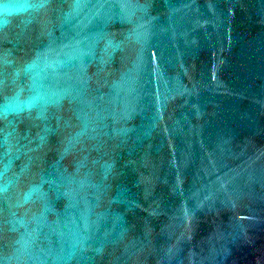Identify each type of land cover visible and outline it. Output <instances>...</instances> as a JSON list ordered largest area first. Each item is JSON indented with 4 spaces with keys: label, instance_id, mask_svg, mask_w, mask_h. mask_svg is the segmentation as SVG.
Listing matches in <instances>:
<instances>
[{
    "label": "water",
    "instance_id": "95a60500",
    "mask_svg": "<svg viewBox=\"0 0 264 264\" xmlns=\"http://www.w3.org/2000/svg\"><path fill=\"white\" fill-rule=\"evenodd\" d=\"M0 29V264H264V0H30Z\"/></svg>",
    "mask_w": 264,
    "mask_h": 264
},
{
    "label": "clouds",
    "instance_id": "9594fccd",
    "mask_svg": "<svg viewBox=\"0 0 264 264\" xmlns=\"http://www.w3.org/2000/svg\"><path fill=\"white\" fill-rule=\"evenodd\" d=\"M31 8L30 0H0V29L7 27L12 18L28 13Z\"/></svg>",
    "mask_w": 264,
    "mask_h": 264
}]
</instances>
